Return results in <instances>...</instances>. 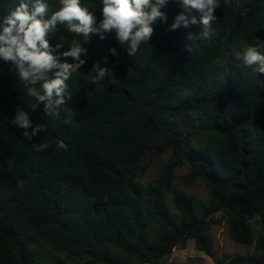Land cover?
I'll use <instances>...</instances> for the list:
<instances>
[{
    "label": "trees",
    "instance_id": "16d2710c",
    "mask_svg": "<svg viewBox=\"0 0 264 264\" xmlns=\"http://www.w3.org/2000/svg\"><path fill=\"white\" fill-rule=\"evenodd\" d=\"M45 2L49 18L60 0ZM220 3L211 38L191 52L187 37L202 26L169 31L181 12L172 0L162 9L167 22L154 25L151 40L134 56L114 32L104 39L93 34L82 42L86 63L67 81L71 99L55 116L45 115L43 102L37 104L10 62L0 59V264H44L37 241L75 264H162L188 240L215 264H264V74L236 55L250 45L264 50V0ZM81 5L102 19V0ZM14 6L0 0V20ZM73 39L82 40L59 24L50 37L54 49L63 43L54 50L61 62H73L61 55ZM102 55L108 60L101 67L114 71L115 84L111 77L90 82L88 72ZM17 106L33 125L46 126L31 142L10 123ZM170 152L174 159L143 185L148 155ZM183 164L189 166L186 184L202 181L209 199L197 204L177 191L174 215L167 191ZM217 213L237 244L256 246L254 254L217 258L209 235Z\"/></svg>",
    "mask_w": 264,
    "mask_h": 264
},
{
    "label": "clouds",
    "instance_id": "9594fccd",
    "mask_svg": "<svg viewBox=\"0 0 264 264\" xmlns=\"http://www.w3.org/2000/svg\"><path fill=\"white\" fill-rule=\"evenodd\" d=\"M14 8L0 20V59L10 62L19 80L27 89L29 96L34 97L37 104L43 102L46 116L59 114L66 98L71 99L67 81L79 73L86 60L88 49L82 45L90 41L93 34L105 38L106 33H115V39L122 47H126L129 56H134L141 45H147L151 40L154 25H163L168 16L162 9L166 8L169 0H102L101 16L97 21L96 15L87 7L81 5V0H60V7L49 18L48 4L45 0H13ZM181 8L175 16L169 31L178 30L181 26L201 25L198 35L189 34L187 39L191 44L186 45L188 52L196 46L197 41L207 40L212 35V25L218 19L215 15L221 7L220 0H172ZM64 25L69 33L81 39H73L67 51L61 55L71 57V63L61 62L60 56L54 55V50L63 46L57 43L55 49L50 44V37L55 34L57 25ZM109 52L116 57L119 53L115 48ZM246 67L264 74V50L250 45L237 54ZM107 55L92 65L88 72L90 82L100 83L106 77H111L110 83H117L114 71L101 67L100 61L107 63ZM33 105V109H35ZM10 123L22 130L21 136L31 142L39 133L46 131L44 123L33 125L28 111L17 106L15 115ZM36 151L41 146L33 144ZM18 187L23 189L24 182L19 181Z\"/></svg>",
    "mask_w": 264,
    "mask_h": 264
},
{
    "label": "rangeland",
    "instance_id": "374dc122",
    "mask_svg": "<svg viewBox=\"0 0 264 264\" xmlns=\"http://www.w3.org/2000/svg\"><path fill=\"white\" fill-rule=\"evenodd\" d=\"M243 49L244 48H242L240 52H242ZM173 159L174 155L171 152L160 158L154 157L153 154H149L147 161H151L149 163L150 166L142 177L141 183L143 185H148L154 182L156 177ZM188 174L189 166L187 164H183L177 168L172 178V186L167 191L168 205L174 215H176V209L173 205V196L177 191H183L191 195L197 204L207 203L209 199L208 189L202 181H197L193 185L186 184L185 179ZM213 219L219 222L218 224H213L209 232L212 239L214 253L217 258L229 260L237 255H251L256 252V246L254 244L250 246L240 245L231 238L226 219L223 217L222 213L215 214ZM251 225L256 233L259 229L258 220L256 218L251 220ZM34 244V247L44 256V264H75L72 257L66 252L56 250L50 243L37 241L34 242ZM162 264L215 263L211 257L198 250L194 240H188L184 247L174 249L173 253L166 258Z\"/></svg>",
    "mask_w": 264,
    "mask_h": 264
}]
</instances>
